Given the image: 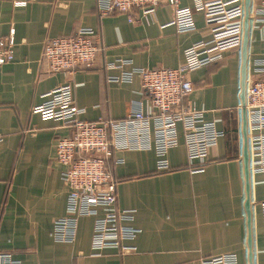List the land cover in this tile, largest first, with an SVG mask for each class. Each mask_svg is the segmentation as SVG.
Instances as JSON below:
<instances>
[{"label": "crops", "instance_id": "1", "mask_svg": "<svg viewBox=\"0 0 264 264\" xmlns=\"http://www.w3.org/2000/svg\"><path fill=\"white\" fill-rule=\"evenodd\" d=\"M0 0V38H14V60L0 67V254L20 264H264V177L252 170L246 87L264 64V22L252 0H181L194 9L196 29L178 33L165 3L131 16H102L97 0ZM88 30L101 48L94 67L72 76L50 74L42 60L45 42ZM215 42L222 60L189 75L185 104L204 113L224 133L204 159L191 163L178 125L179 144L159 165L154 129L150 148L113 149L107 168L116 180L115 206L100 216L131 210L124 226L137 231L120 246L92 248L95 217L78 219L75 241L57 242V220L68 218L65 167L56 160L59 139L71 136L63 122L44 120L32 109L70 85L81 119L124 121L131 111L155 113L141 77L132 69H176L195 43ZM123 64L121 68L112 66ZM264 68V66H263ZM148 135V136H147Z\"/></svg>", "mask_w": 264, "mask_h": 264}, {"label": "built area", "instance_id": "2", "mask_svg": "<svg viewBox=\"0 0 264 264\" xmlns=\"http://www.w3.org/2000/svg\"><path fill=\"white\" fill-rule=\"evenodd\" d=\"M102 16L113 14L127 15L147 6L156 7L165 3L173 8L171 25L178 33L193 32L196 29L194 9H203L202 0H193L194 9L181 7V0H97ZM257 5L258 20L264 22V0H252ZM17 5H25L17 0ZM96 37L88 30H79L71 36L53 38L45 42L42 60L50 74L65 73L74 75L80 70L94 67L101 48ZM215 42H198L184 50L183 63L176 69H132L122 74L123 81H131L137 74L141 77L142 89L148 97L155 113L131 111L124 121L100 118L95 122L82 120L84 110L74 103L70 85L58 90L54 96L32 109V113L44 120L63 122L71 129V136L62 138L56 144V160L65 167L63 180L68 188V218L57 220L52 236L57 242L75 241L78 219L95 217L92 248L100 251L107 246H120L124 240L134 238L136 230L124 226L131 221L133 211L123 210L99 215V208L115 206L118 201L117 184L107 163L113 149L124 150L138 145L150 148L146 133L150 125L154 129V149L159 165L166 166L168 152L178 146V125L184 130V143L191 163L204 159L210 148L216 146L224 133L213 123L206 122L204 113L185 104L193 92L189 75L196 70L222 60L216 53ZM14 38H0V67L14 60ZM123 64L112 66L121 68ZM264 64H258L256 72L264 73ZM244 109L248 114L249 126L254 132L251 144L252 170L264 177V80H257L246 87ZM148 136V135H147ZM3 135L0 133V144ZM217 261L223 264H236L233 255L223 256ZM0 264H20L10 255L0 254Z\"/></svg>", "mask_w": 264, "mask_h": 264}]
</instances>
